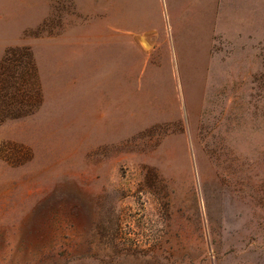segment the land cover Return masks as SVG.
<instances>
[{"label":"rangeland","instance_id":"1","mask_svg":"<svg viewBox=\"0 0 264 264\" xmlns=\"http://www.w3.org/2000/svg\"><path fill=\"white\" fill-rule=\"evenodd\" d=\"M0 264H264V0H0Z\"/></svg>","mask_w":264,"mask_h":264}]
</instances>
